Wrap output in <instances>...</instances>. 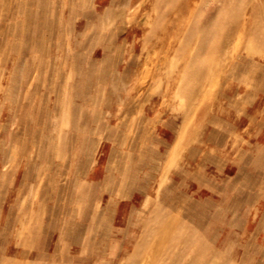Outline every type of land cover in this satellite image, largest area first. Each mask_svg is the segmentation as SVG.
<instances>
[{
	"label": "rangeland",
	"instance_id": "obj_1",
	"mask_svg": "<svg viewBox=\"0 0 264 264\" xmlns=\"http://www.w3.org/2000/svg\"><path fill=\"white\" fill-rule=\"evenodd\" d=\"M0 264H264V0H0Z\"/></svg>",
	"mask_w": 264,
	"mask_h": 264
},
{
	"label": "crops",
	"instance_id": "obj_2",
	"mask_svg": "<svg viewBox=\"0 0 264 264\" xmlns=\"http://www.w3.org/2000/svg\"><path fill=\"white\" fill-rule=\"evenodd\" d=\"M166 152H168V151H166ZM165 152V153H166ZM219 186V185H218ZM154 188V187H153ZM168 204V203H167ZM167 204H165V205H167ZM125 211H123V210H120V209H118L117 211H116V217H115V221H117V222H120V220L122 221V219H124V215H125V213H124ZM235 220V219H234ZM117 230H118V228H117Z\"/></svg>",
	"mask_w": 264,
	"mask_h": 264
},
{
	"label": "bare ground",
	"instance_id": "obj_3",
	"mask_svg": "<svg viewBox=\"0 0 264 264\" xmlns=\"http://www.w3.org/2000/svg\"><path fill=\"white\" fill-rule=\"evenodd\" d=\"M186 6H187V4H186ZM181 8V7H180ZM186 11V10H185ZM184 11V12H185ZM180 12V11H179ZM179 14V13H178ZM188 14V13H187ZM189 15V14H188ZM174 17V16H173ZM183 17V16H182ZM172 19V18H171ZM177 19H178V17H177ZM186 19V18H185ZM181 22H182V20H181ZM182 24V23H181ZM181 28V27H180ZM179 29V28H178ZM170 30V29H169ZM177 30V29H176ZM188 30V29H187ZM167 31V30H166ZM171 31V30H170ZM173 32V31H172ZM173 35V34H172ZM182 36V35H181ZM174 38V37H173ZM160 42V41H159ZM166 235V234H165ZM164 242H165V240H164ZM162 243H163V241H162ZM161 245V244H160ZM161 248V247H160Z\"/></svg>",
	"mask_w": 264,
	"mask_h": 264
}]
</instances>
